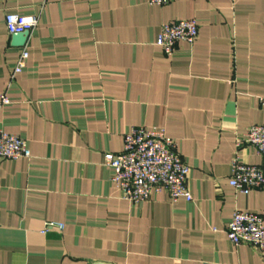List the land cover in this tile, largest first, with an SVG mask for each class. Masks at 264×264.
<instances>
[{"label":"crops","instance_id":"0c3cea01","mask_svg":"<svg viewBox=\"0 0 264 264\" xmlns=\"http://www.w3.org/2000/svg\"><path fill=\"white\" fill-rule=\"evenodd\" d=\"M7 13L38 16L23 46ZM180 19L195 20L197 37L165 55L157 33ZM2 93L0 129L30 156L0 157V264H264V248L225 231L235 210L264 224V187L228 183L235 153L261 161L235 138L264 122V0H0ZM133 125L176 141L191 200L120 196L103 155ZM48 220L63 226L42 231Z\"/></svg>","mask_w":264,"mask_h":264},{"label":"built area","instance_id":"2783aa9c","mask_svg":"<svg viewBox=\"0 0 264 264\" xmlns=\"http://www.w3.org/2000/svg\"><path fill=\"white\" fill-rule=\"evenodd\" d=\"M151 5H165L171 0H146ZM4 22L9 34L31 31L38 23L37 15L22 16L7 13ZM198 25L193 19H180L163 23L157 33L155 44L165 55H171L175 44L194 42ZM28 57L26 48L20 52L16 64L9 75V82L21 72ZM264 107V94L258 97ZM9 101L5 93L0 102ZM244 144L252 145L260 155L258 163L240 160L235 153L230 161L229 185L242 193L264 187V122L254 123L235 138L236 149ZM30 156L26 141L18 134L0 129V157L17 158ZM104 163L113 168L112 181L120 191V196L132 202L149 197L152 192L166 190L172 200L184 197L192 199L186 180L189 166L176 149V141L167 136L163 127L133 125L124 134L119 152H105ZM58 221H45L42 231L52 227L62 228ZM226 236L233 244L246 242L257 249L264 248V224L262 217L252 211L235 210L226 224ZM248 264V263H233Z\"/></svg>","mask_w":264,"mask_h":264},{"label":"water","instance_id":"95a60500","mask_svg":"<svg viewBox=\"0 0 264 264\" xmlns=\"http://www.w3.org/2000/svg\"><path fill=\"white\" fill-rule=\"evenodd\" d=\"M29 31L11 34L12 43L17 46H23L27 40Z\"/></svg>","mask_w":264,"mask_h":264}]
</instances>
